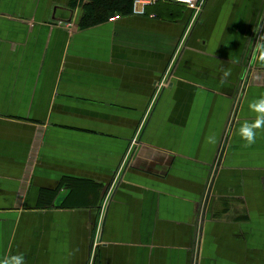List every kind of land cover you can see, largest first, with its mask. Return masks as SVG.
Returning a JSON list of instances; mask_svg holds the SVG:
<instances>
[{
  "label": "crops",
  "instance_id": "1",
  "mask_svg": "<svg viewBox=\"0 0 264 264\" xmlns=\"http://www.w3.org/2000/svg\"><path fill=\"white\" fill-rule=\"evenodd\" d=\"M0 0V264H264V0Z\"/></svg>",
  "mask_w": 264,
  "mask_h": 264
},
{
  "label": "trees",
  "instance_id": "2",
  "mask_svg": "<svg viewBox=\"0 0 264 264\" xmlns=\"http://www.w3.org/2000/svg\"><path fill=\"white\" fill-rule=\"evenodd\" d=\"M132 3L133 0H92L86 6L83 21L92 24L107 20L115 14L123 15Z\"/></svg>",
  "mask_w": 264,
  "mask_h": 264
},
{
  "label": "clouds",
  "instance_id": "3",
  "mask_svg": "<svg viewBox=\"0 0 264 264\" xmlns=\"http://www.w3.org/2000/svg\"><path fill=\"white\" fill-rule=\"evenodd\" d=\"M250 107L257 112L256 119L245 120L239 127V135L248 144L255 142L257 130L264 127V98L252 103ZM4 264H24V257L22 254L13 255Z\"/></svg>",
  "mask_w": 264,
  "mask_h": 264
},
{
  "label": "built area",
  "instance_id": "4",
  "mask_svg": "<svg viewBox=\"0 0 264 264\" xmlns=\"http://www.w3.org/2000/svg\"><path fill=\"white\" fill-rule=\"evenodd\" d=\"M173 1L185 2V3L189 4L191 7H196V4L198 2V0H173ZM143 4H144L143 0H135L136 12L137 13H143V9H139L138 8V5H143ZM118 17H120V15L119 14H115L114 17H111V18L113 19V18H118Z\"/></svg>",
  "mask_w": 264,
  "mask_h": 264
}]
</instances>
